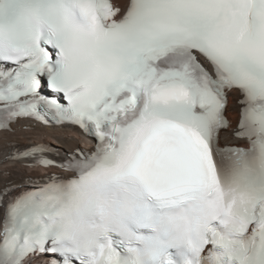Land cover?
<instances>
[{"label": "snow or ice", "instance_id": "snow-or-ice-1", "mask_svg": "<svg viewBox=\"0 0 264 264\" xmlns=\"http://www.w3.org/2000/svg\"><path fill=\"white\" fill-rule=\"evenodd\" d=\"M21 121L96 143L10 145L68 175L0 187V264H264V0H0Z\"/></svg>", "mask_w": 264, "mask_h": 264}, {"label": "bare ground", "instance_id": "bare-ground-1", "mask_svg": "<svg viewBox=\"0 0 264 264\" xmlns=\"http://www.w3.org/2000/svg\"><path fill=\"white\" fill-rule=\"evenodd\" d=\"M119 6L126 4L127 0H113ZM238 93L232 92L229 96L228 107L226 114L231 120V128L236 126L239 116V105L237 100ZM21 124H33L31 130L22 129L16 125L14 132L0 131V187L8 182H14L22 187L27 186L25 182L29 177L36 178L47 175L50 171L58 172L55 167L41 168L37 165H30L27 160L5 159V157L12 151L10 145H28L39 142H45L56 145L61 150L63 156L66 152L81 146L87 145L88 141L84 136L75 130L62 126H42L34 121H21ZM231 128L228 133H222L223 136H229Z\"/></svg>", "mask_w": 264, "mask_h": 264}]
</instances>
